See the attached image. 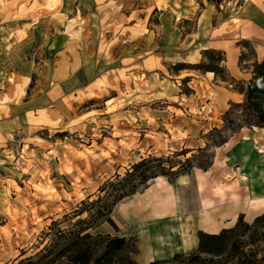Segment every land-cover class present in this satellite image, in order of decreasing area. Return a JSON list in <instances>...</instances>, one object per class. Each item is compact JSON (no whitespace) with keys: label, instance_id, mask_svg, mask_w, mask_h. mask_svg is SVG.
<instances>
[{"label":"crops","instance_id":"0c3cea01","mask_svg":"<svg viewBox=\"0 0 264 264\" xmlns=\"http://www.w3.org/2000/svg\"><path fill=\"white\" fill-rule=\"evenodd\" d=\"M222 1L0 0V10L24 12L7 25L12 34L0 36V48L23 43L20 51L27 52L29 36L17 30L38 26L35 39L48 44L43 54L52 60L43 66L31 99L3 93L8 102L0 107V147L17 133H30L41 120L55 122L71 114L70 105L104 80L122 84L131 74L151 76L172 72L178 64L198 65L207 50L222 54L221 66L231 79L220 82L214 73L201 74L215 93L207 101L221 112L243 104L245 94L229 83L251 80L254 64L264 61V0ZM50 9H58L57 14L48 15ZM31 11L37 17H26ZM153 12L159 14L155 22L149 17ZM243 43L254 51L248 60ZM1 85L0 90L8 87ZM240 136L218 149L208 171H194L178 183L160 177L120 206L124 224L139 228L138 264L193 253L200 232L218 234L241 216L252 223L264 214V129Z\"/></svg>","mask_w":264,"mask_h":264},{"label":"rangeland","instance_id":"374dc122","mask_svg":"<svg viewBox=\"0 0 264 264\" xmlns=\"http://www.w3.org/2000/svg\"><path fill=\"white\" fill-rule=\"evenodd\" d=\"M222 2L227 5L229 0ZM16 12L0 10V36L11 35L12 27L7 25L23 18L24 12ZM57 12L50 9L48 15ZM26 13V17H37L34 11ZM149 17L155 22L159 14ZM38 28L17 30L19 36H29L27 52L20 51L23 43L0 48L1 87H9L0 90V107L8 102L3 93L28 100L39 90L43 66L52 60L43 54L48 44L41 46L35 39ZM244 48L246 59L252 58L253 48L245 44ZM208 62L205 58L201 64ZM187 66L180 74L173 67L172 72L151 76L131 74L122 84L104 80L70 105L71 114L58 116L55 122L41 120L35 131L17 133L0 147V264H29L36 259L52 243L58 228L65 230L88 218L87 213L74 216L75 210L83 208L82 202L105 197L103 187L118 177L126 178L135 164L146 160L159 170L155 160L162 159L165 172L174 180L164 178L178 183L180 177L201 168L211 169L222 143L254 129L240 106L221 112L209 104L207 99L215 93L201 77L205 72L194 70L196 65ZM220 78V82L231 80L226 72ZM243 83L239 79L229 84L239 91ZM189 159L191 164L186 163ZM155 180L137 181L136 194ZM130 198L114 208L112 218L120 235L137 241L139 228L125 225L120 218V206ZM54 222L58 226L53 227ZM97 231L117 234L108 223Z\"/></svg>","mask_w":264,"mask_h":264},{"label":"trees","instance_id":"16d2710c","mask_svg":"<svg viewBox=\"0 0 264 264\" xmlns=\"http://www.w3.org/2000/svg\"><path fill=\"white\" fill-rule=\"evenodd\" d=\"M204 56L209 62L198 64L193 69L214 73L224 79L226 70L221 66L224 61L222 54L207 50ZM214 58H217L216 63L211 62ZM187 68L185 64L174 67L176 71ZM239 91L245 94V102L233 106L246 110L252 127L264 129V61L254 64L251 80L244 82ZM155 161L159 164V170H154L151 162L143 160L133 166V171L126 178L118 177L116 182L103 187L101 192L106 193L105 197L94 202H82L83 208L75 210L74 216L79 218L87 213L88 218L79 219L68 229L58 228L52 243L39 252L36 259H31L29 264H138L135 260L138 240L119 234L112 213L120 202L137 193V181L147 184L159 177L174 180L165 172L163 160ZM186 163L191 164L190 159ZM209 168L200 170L208 171ZM180 175L176 173L175 176ZM105 223L117 234L98 232L97 229ZM58 224L54 222L53 227ZM150 264H264V214L252 223H247L241 216L234 227L218 234L200 232L197 252L177 254L171 260L154 261Z\"/></svg>","mask_w":264,"mask_h":264}]
</instances>
